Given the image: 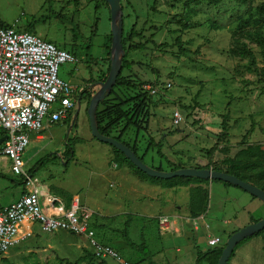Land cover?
<instances>
[{"label": "rangeland", "instance_id": "rangeland-1", "mask_svg": "<svg viewBox=\"0 0 264 264\" xmlns=\"http://www.w3.org/2000/svg\"><path fill=\"white\" fill-rule=\"evenodd\" d=\"M262 3L264 0H247L245 4L238 0H123V36L135 31L143 37L135 38L127 47L137 43L145 49L129 53L130 68L123 71V86H116L110 99L100 103L102 125L126 133L122 142L131 149L135 147L132 150L152 169L161 170V165L166 170L171 163L187 167L208 163L222 168L234 166L239 168L240 176L247 177L246 183L262 186L249 178L258 179L264 173V80L261 82L247 60L230 54L234 47H248L255 54L258 67L264 66V22L237 30L239 19L246 18L250 8L253 21L258 19V7ZM96 4V0H53L51 4L46 0H0V21L4 25L35 34L76 57L77 63L60 67L59 77L75 86L84 84L87 90L85 100L74 113H79L77 127L73 129L78 135L70 137L74 140L76 157L67 163L65 141L70 122L63 121L43 133L44 141L39 144L32 141L23 160L26 169L32 170L41 159L51 155V161L36 175L39 184L49 187L66 202L74 196L80 197L83 204L87 201L88 208L100 216L110 210L134 213L138 221L130 238L140 245L144 235L153 243L160 232L158 221L150 217L157 216L160 208L154 186L139 183L143 195L140 193L142 197L137 201L133 198L131 207L128 202L131 199L122 198L117 187L120 178L115 176L117 180L112 175L123 168L111 169L109 173L110 169L101 166L105 151L115 163L112 147L82 137L88 136L90 129L88 97L99 91L98 87L95 93L91 92V80L97 82L101 72H107L105 43L112 36L110 10L100 3L96 9ZM178 37L189 49L186 55L180 54L175 46ZM72 78L75 80L68 81ZM146 83H158L159 88L171 84L172 89H162L152 97L144 96L142 86ZM113 97L116 102L112 101ZM119 102L117 107L124 105L121 112L110 108ZM176 112L183 118L178 126L173 123ZM119 116L128 120V126L125 121L117 123ZM225 117L228 130L221 137ZM116 136L111 134L112 138ZM158 145L164 159L157 154ZM12 180L20 181L17 188H23L20 178L11 174L10 185ZM112 182L115 184L110 186ZM91 185L99 188L91 189ZM205 198L211 231L214 236L224 237L222 216L230 217L233 211L227 209L225 213L217 203L220 200L217 195L211 199L207 194ZM126 216L111 223L100 217L103 244L114 246L127 264H147L138 252L125 250L126 240L121 231ZM41 235L45 241L50 238ZM51 241L59 246L58 251L41 248L39 255L26 256L18 264L75 263L93 253L80 250L77 240L68 233H58ZM100 262L102 259L96 256L93 261L88 259L80 264ZM104 262L120 264L112 259Z\"/></svg>", "mask_w": 264, "mask_h": 264}, {"label": "built area", "instance_id": "built-area-1", "mask_svg": "<svg viewBox=\"0 0 264 264\" xmlns=\"http://www.w3.org/2000/svg\"><path fill=\"white\" fill-rule=\"evenodd\" d=\"M77 59L66 50L41 39L37 35L20 32L0 21V169L8 167L9 172L20 178L24 194L7 207L0 208V260L22 241L33 236L32 232L21 233L23 224L40 227L42 233L52 235L66 232L84 237L93 254L98 258L124 262L110 246L97 238L93 213L84 209L78 201L59 215H49L43 208V201L50 207L53 198L45 197L43 187L26 169L23 155L31 144V138L42 132L68 122L74 114L80 95L86 85L75 86L59 77L62 65L75 64ZM144 86V91L155 96L172 89L171 84ZM183 121L180 113L173 116L174 125ZM195 231L200 228L197 219H191ZM159 228L169 229L171 219L160 217ZM220 238H210L208 245L217 248Z\"/></svg>", "mask_w": 264, "mask_h": 264}, {"label": "crops", "instance_id": "crops-1", "mask_svg": "<svg viewBox=\"0 0 264 264\" xmlns=\"http://www.w3.org/2000/svg\"><path fill=\"white\" fill-rule=\"evenodd\" d=\"M107 59L108 58H106V61ZM103 73L104 71L101 72V75ZM74 80L75 79L72 78L68 81ZM99 83V81L91 83V92L95 93V90L96 88H98L97 85ZM88 131L89 135H82V137L87 138L88 140L91 139V142H93L92 140H94V138L90 129ZM44 132H42L40 135L33 136L31 138V142L33 141L35 144H39L40 142L44 141L46 139L43 135ZM125 135L123 136V138L125 137ZM101 160L102 168L106 167L108 170L110 169V171H107L109 173L115 168H120L117 164L113 163V159L111 160V156L108 151L104 152L103 159ZM159 167L162 169L163 172H170L171 170L169 167L166 170H164L161 165ZM121 168H123L122 172L118 174H112L114 177L117 176L120 178L117 187L120 188V193L122 194L121 197L124 199H131L128 200V202L130 203L129 205L133 207L132 203H134V201L139 200V198L143 195V192H140V188L143 186H139V183L152 185L154 186L153 188L155 192L158 194L156 200L160 202V208L158 211L159 214L157 216L151 215L150 217L156 219L157 221L160 217L171 218V225L168 230L163 231L158 227V230L160 232L159 235H157L158 237L154 239L153 243L150 242L148 237L145 238L144 235H142L141 238V242L142 240L145 241L147 248L152 254L153 260L157 264H196L197 249L201 250L202 252H206L210 249H213L208 245V240L210 238H220L222 240L223 246L226 245L228 238L234 233L249 225L264 220V203L246 192L243 193L242 191H238L239 189L237 188L225 187L223 185L215 184L213 182H210L208 184L191 183L189 185L167 186L164 184L152 182L149 179H143L140 175H138L135 171L131 170L128 166H121ZM0 175L6 177H0V181L2 182V188L0 189V208H2L7 207L13 202L19 200L24 194V189L22 187L17 188L18 185H20V181L12 180L13 184H9L8 179L10 178L11 173L9 172L8 167L4 166L2 169H0ZM105 176H107L106 173ZM37 180L39 183V179ZM113 184L115 183H110V186H113ZM39 185L41 188L43 187V193L45 197H48V195H50L54 200L52 207H50V205L46 201H43V208L49 215H59V213L66 212L71 208L72 204L75 201H78L84 209H87L93 213V218L96 222L95 227L97 229V239L100 242L103 243V235L99 234V230L103 226L99 220L100 217L109 220V222L111 223L113 220L118 221L121 216L124 217L127 215L126 221L129 218L131 219V224L129 228V235L131 237V231L132 229H134L138 221L134 213L130 212L119 214L117 213V210L113 212H111L110 210L107 212V214H103L100 216L99 214L95 213L93 210H90V208H88L89 205L87 201L83 204L80 197L74 196L71 200L66 202L62 198V196L58 195L55 192H52L49 187H45L41 184ZM98 186L94 187L93 185H91V189H98ZM18 189L19 193L17 191ZM204 193H207L209 198L211 197V199H214V195L220 197L221 201L217 200V203L222 205V209L223 211H225V213L227 209H230L231 212L233 211L232 213L230 212V217L222 216L223 224L225 227V230L222 232L224 237L213 235L211 231V226L208 222V211L205 210V212H201V200ZM133 198H135L134 201L132 200ZM163 211L165 213H163ZM191 219H197L199 221L200 228L198 231H195L192 224L190 223ZM98 221L100 223H98ZM104 226L107 225L104 224ZM29 231L33 233V236L29 239L22 241L16 247L12 248L0 260V262H12L13 264H18L19 261L22 258H25L26 256L31 257L32 254L39 255V253L41 252V248H44V251H58L59 246L52 243L51 240L58 233H66L61 231L54 233L53 235L45 234L50 237L49 240L45 241L42 238V231L40 230L39 226L32 225L30 223H26L21 226L20 232L22 234L27 233ZM74 238L77 240V247L80 250H89L90 252L92 251L90 249L89 242L84 237L74 236ZM134 244L138 245L137 243ZM203 245H206V247L203 248ZM125 247L126 251L129 250L127 249L129 248L127 245ZM113 249L116 250L114 246ZM228 264H264L263 238L253 237L252 239L245 242L235 251L233 257L230 258Z\"/></svg>", "mask_w": 264, "mask_h": 264}, {"label": "trees", "instance_id": "trees-1", "mask_svg": "<svg viewBox=\"0 0 264 264\" xmlns=\"http://www.w3.org/2000/svg\"><path fill=\"white\" fill-rule=\"evenodd\" d=\"M240 3H243L245 4L247 2V0H238ZM47 3H52L53 0H46ZM97 4H102L103 6H105L106 8H108L110 10V7L109 5L107 4L106 1L104 0H96ZM96 4V9H99V7L97 6ZM258 13H259V17L258 19H255L253 21V18H254V14H253V10L252 8L249 9L248 11V16L246 18H241L239 19L238 23H237V30L238 31H242L244 29H247L248 27L251 26V24H259V23H262L264 22V3H262L259 7H258ZM188 27L185 26V30L187 29ZM35 35V34H34ZM124 35V34H123ZM127 36V35H126ZM126 36H123V41H122V44H123V49H124V52H125V55L124 57L122 58V71H121V74L120 76L118 77L117 79V83L115 85L116 86H123V71L125 69H129L130 68V63L128 61V56H129V53L130 52H135L137 50H144L145 49V46L144 45H139L136 43V45H131L130 47H127V45H129V43L132 42V40H134L135 38H138V39H142L143 37L136 33L135 31L133 32H130L129 36L126 37ZM262 44L264 46V41H262ZM175 46L179 49V52L180 54L182 55H186L188 52H189V49L185 47V43H183L181 37H178L176 39V42H175ZM105 47L106 49L108 50V69H107V72L106 73H103L101 75V77L98 79V81L100 83H103V82H106L107 78H108V75H109V72H110V68H111V47H112V36L110 35L109 39H107L106 43H105ZM230 54L236 58H239V59H242V60H247L251 66V68L257 72L258 76L262 79L261 82H263L264 80V66L260 69L258 67V63H257V59H256V56L255 54L248 48V47H234L233 49L230 50ZM92 82H95L94 80L91 81ZM146 84H144L142 86V88H144V86H146ZM154 86H158V83H154L152 84ZM114 87V89H115ZM114 89L111 93V95L109 97L106 98V101L110 99V97L113 95L114 93ZM86 91L85 90L79 97L78 99V103H77V106L82 104V101L85 100V94H86ZM143 94L144 96H149V97H152L148 92L144 91L143 89ZM91 99H92V96L88 97V106H87V110L90 106V102H91ZM112 101L113 102H116V100H114V97L112 98ZM119 103L115 104V105H112V107L110 106V108H115V109H119V111L121 112L123 109H124V105L122 106H119L117 107V105H119ZM107 108V106L105 107ZM98 110H99V107H98ZM75 113V112H74ZM101 112H98L97 111V124H98V127H99V131L100 133L105 136V137H109V138H112L111 137V134L112 133H115L117 134L118 136H116V138H113L121 143L122 142V139H123V136L126 134V133H123V132H120V131H115L113 128L110 129L109 126H103L102 123L100 122V114ZM119 121H117V123H120L122 121H125L126 122V125L128 126V120L124 117H118ZM226 117H225V120H224V123H223V126H224V129H223V132L220 134L221 137H225L226 134H227V130H228V127L226 126ZM68 122H70V126H69V129H70V133H69V136L67 137V140L65 141V146H66V151H65V155L67 156V163L71 162L72 159H74L76 157V151L74 149V146H73V138H70L71 136L74 135V137H76L78 134H75L73 133V129H75L77 127V122H78V117L77 118H74V114L70 117V119H68ZM116 123V124H117ZM125 125V126H126ZM71 127V128H70ZM119 132V133H118ZM96 140V139H94ZM124 144V143H123ZM126 145V144H124ZM127 146V145H126ZM128 147V146H127ZM131 149V148H130ZM132 149H136L135 147L132 148ZM131 149V150H132ZM158 151H157V154L160 158H165V156L163 155V153L161 152V146L158 145ZM132 150L133 153H135V151ZM112 151H113V154H114V160H115V163L121 167V166H128L131 170L135 171L138 175H140L141 177L143 178H147L149 179L150 181L152 182H155V183H162L164 185H167V186H176V185H189L191 183H210L209 180H201V179H195V178H175V179H172V180H168V181H165V180H159V179H155V178H150L148 177L146 174L142 173L141 171H139L131 162L130 160H128L125 155L123 153H121L120 151H118L117 149L113 148L112 147ZM136 154V153H135ZM137 155V154H136ZM51 155H48L46 157H44L43 159H41L38 163H36V165L32 168L31 170V175L32 176H36L50 161H51ZM66 161V160H65ZM64 161V162H65ZM141 161L143 162V160L141 159ZM66 163V164H67ZM168 167L171 169L170 172H176L178 170H181V169H187V168H191V169H197V170H210L212 169L213 171L215 172H220V173H226V174H229V175H232V176H235L237 177L238 179H240L241 181L243 182H246L244 180V178H247V177H244V176H240L237 172L240 171L239 168L235 167H230V168H222V167H219L218 165H215L213 163H208L206 166L202 167V166H190V167H187V166H180V165H175V164H170L168 165ZM161 169V168H160ZM158 171H162L161 170H158ZM0 177L2 178H6L5 176L3 175H0ZM243 177V178H242ZM250 180L253 181V179H256L258 185H262V186H255L259 189H261L263 192H264V173L262 175H260V177L257 179V177H250L249 178ZM213 183H216V184H220V185H223L225 187H234V188H237L239 189L238 187H235L229 183H225V182H221V181H212ZM254 186V185H253ZM205 196H207V193H204L203 196H202V200H201V212H205V203H206V198ZM255 198V197H254ZM130 224H131V219L129 218L125 224H124V229L123 231H121V234L123 236V238L126 240V245L138 252L140 255H142L144 257V262H146L147 264H157L154 260H153V257H152V254L151 252L149 251V249L147 248L146 244H145V241L142 240V243L140 245H136L133 243V241L131 240L130 238V235H129V228H130ZM96 226V223L94 225V227ZM95 230L96 227H95ZM232 236V235H231ZM230 236V237H231ZM98 237V236H97ZM229 237V238H230ZM254 237H262L263 240H264V230L258 234H256ZM228 238V239H229ZM253 238V237H252ZM252 238H248L246 240H244L243 242H241L234 250L233 254L231 257H233L235 251L241 246L243 245L245 242H247L248 240L252 239ZM225 246L226 245H223V246H220V247H217V248H214V249H210L206 252H202L201 250L197 249V262L196 264H218L219 260H220V257L222 255V252L223 250L225 249ZM93 254V253H91ZM86 254L84 257H81L79 258L75 263H71L70 261H63L65 264H80L88 259H91V261H93L95 258H96V255L93 254ZM142 260V261H143ZM104 261L106 260H103L102 259V262H100V264H106Z\"/></svg>", "mask_w": 264, "mask_h": 264}, {"label": "water", "instance_id": "water-1", "mask_svg": "<svg viewBox=\"0 0 264 264\" xmlns=\"http://www.w3.org/2000/svg\"><path fill=\"white\" fill-rule=\"evenodd\" d=\"M110 7L111 15V30H112V47H111V68L106 82L99 83V91L92 97L90 106L88 108V117L90 123V131L94 139L101 143L107 144L125 155V157L130 160V162L142 173L146 174L150 178H155L159 180H172L175 178H195L201 180L221 181L229 183L235 187H238L242 191L250 194L256 199L264 203V192L246 182L241 181L235 176L215 172L210 170H197V169H181L176 172H161L152 169L145 165L141 159L132 152V150L124 145L123 143L109 137L103 136L97 124V111L100 103L109 97L117 83V79L122 71V58L125 55L123 49V10L121 7V2L123 0H104ZM80 106V105H78ZM79 113L74 115L77 118ZM6 138L0 141V145L5 141ZM264 230V220L257 223L249 225L238 232L234 233L226 242L225 249L222 252L218 264H228L229 260L235 250V248L244 240L254 237L256 234Z\"/></svg>", "mask_w": 264, "mask_h": 264}]
</instances>
